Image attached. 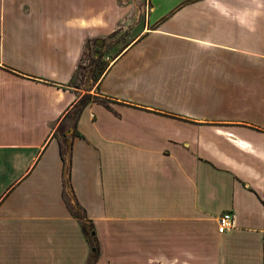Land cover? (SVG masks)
<instances>
[{
  "label": "crops",
  "instance_id": "1",
  "mask_svg": "<svg viewBox=\"0 0 264 264\" xmlns=\"http://www.w3.org/2000/svg\"><path fill=\"white\" fill-rule=\"evenodd\" d=\"M0 264H264V0H0Z\"/></svg>",
  "mask_w": 264,
  "mask_h": 264
},
{
  "label": "rangeland",
  "instance_id": "2",
  "mask_svg": "<svg viewBox=\"0 0 264 264\" xmlns=\"http://www.w3.org/2000/svg\"><path fill=\"white\" fill-rule=\"evenodd\" d=\"M105 49L106 50L96 49L94 46L87 45L86 49L82 53L80 62L78 63V67L71 82L73 86L81 88L83 90L82 93H85L86 90L90 89L93 86L95 80H97L94 78V70L96 72V66L99 64L105 67L107 66L108 59L106 58V54L111 55L109 52L111 48L107 46ZM90 94L94 95L92 93ZM79 103L76 104L73 110L74 113L72 112L69 117H65L58 125H56V131H61L65 134L71 133L70 129L73 128L76 117L75 110L79 108Z\"/></svg>",
  "mask_w": 264,
  "mask_h": 264
},
{
  "label": "trees",
  "instance_id": "3",
  "mask_svg": "<svg viewBox=\"0 0 264 264\" xmlns=\"http://www.w3.org/2000/svg\"><path fill=\"white\" fill-rule=\"evenodd\" d=\"M104 67L105 66H103V65H101V64H99V65H97L96 66V72H95V70H94V75H95V79H97V77L99 76V74L103 71V69H104ZM91 98V95L90 94H85V95H83V96H81V98H79V100H77L76 102H75V104H74V106L72 107V109L65 115V117H69L71 114H72V112H73V110H74V108H75V106H76V104H78L79 102V108L77 109V110H75V113H76V117H75V121H76V119H77V116H78V113L80 112V110L82 109V107L89 101V99ZM74 113V112H73ZM76 135H78V134H76ZM61 155H62V160H63V163H64V166H63V168H64V171L66 172V175H68V166H67V162H66V158H65V155H64V152H63V149H62V151H61ZM67 183V178H66V180H64V183ZM73 213H74V215L80 220V222H81V225H82V228H83V230H84V233L86 234V236H87V238H88V240L91 242H93V236H90V234H88V231H87V219L85 218V216L84 215H81L78 211H73ZM90 230H91V226H90Z\"/></svg>",
  "mask_w": 264,
  "mask_h": 264
},
{
  "label": "built area",
  "instance_id": "4",
  "mask_svg": "<svg viewBox=\"0 0 264 264\" xmlns=\"http://www.w3.org/2000/svg\"><path fill=\"white\" fill-rule=\"evenodd\" d=\"M233 225V214L231 212H224L217 218L218 232H224Z\"/></svg>",
  "mask_w": 264,
  "mask_h": 264
}]
</instances>
